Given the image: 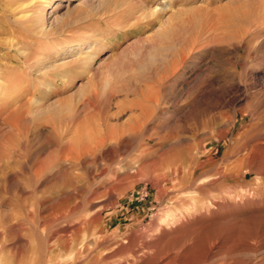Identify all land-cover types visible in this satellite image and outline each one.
<instances>
[{
  "label": "rangeland",
  "instance_id": "obj_1",
  "mask_svg": "<svg viewBox=\"0 0 264 264\" xmlns=\"http://www.w3.org/2000/svg\"><path fill=\"white\" fill-rule=\"evenodd\" d=\"M262 2L0 0V264H264Z\"/></svg>",
  "mask_w": 264,
  "mask_h": 264
},
{
  "label": "bare ground",
  "instance_id": "obj_2",
  "mask_svg": "<svg viewBox=\"0 0 264 264\" xmlns=\"http://www.w3.org/2000/svg\"><path fill=\"white\" fill-rule=\"evenodd\" d=\"M33 1V0H32ZM35 1V0H34ZM38 1V0H37ZM264 3L262 2V5H263ZM262 11H263V9H262ZM49 33L50 32H48V33H45V36H48L49 35ZM193 48V47H192ZM192 51V50H191ZM41 52V51H40ZM38 53V52H37ZM41 54V53H40ZM177 54H179V56L181 57V59H185V50L183 49V48H181L180 49V51L177 53ZM188 54H190V53H188ZM37 56V55H36ZM166 63V62H165ZM32 64V63H31ZM30 64V65H31ZM25 65H26V63H25ZM25 65H24V67H25ZM172 66H173V64H172ZM172 66L170 67V69L172 68ZM6 68V67H5ZM26 68V67H25ZM172 70V69H171ZM166 71V70H165ZM160 72V71H159ZM158 72V73H159ZM171 74V73H170ZM24 75V74H23ZM153 77V76H152ZM155 80V79H154ZM117 86V85H116ZM115 86V87H116ZM154 87H152V89H153ZM229 88V87H228ZM228 88H227V86L226 85H224V86H221L219 89H216V90H218L219 92H221L222 94H224L225 95V93H227L228 92ZM115 89H117V88H115ZM157 97V96H156ZM155 98V97H154ZM151 100H153V97L152 98H150ZM155 100V99H154ZM89 119V118H88ZM87 120V119H86ZM93 120V119H92ZM232 120V119H231ZM90 121V120H89ZM233 121V120H232ZM94 122V121H93ZM87 127V126H86ZM229 127H230V125H229ZM98 128V127H97ZM219 128H220V126H219ZM97 130V129H96ZM223 132V131H222ZM259 135V134H258ZM256 136V135H255ZM255 136H253L254 138H256ZM263 136V134L262 135H260V137H258L259 139H257V142H256V146H254L255 148H256V151L258 152V155L256 156V157H254V159H252V160H250L249 159V155L250 154H247V155H245V161L247 160L248 161V165H246L245 166V169H244V171H243V174H242V177L243 178H246L247 177V175H249V174H256V175H262V174H264V137H262ZM96 139V138H95ZM98 139H100V138H98ZM101 140H104L103 138H101ZM100 140V141H101ZM197 140V139H196ZM245 140V139H244ZM254 140H256V139H254ZM99 141V142H100ZM249 142H251L250 140L247 142V144L249 143ZM252 143V142H251ZM251 145V144H250ZM69 148V147H68ZM245 148V147H244ZM65 150L63 151V155L65 156V155H67L66 154V152H67V148L65 147L64 148ZM70 149V148H69ZM143 149V148H142ZM247 149V148H246ZM144 150V149H143ZM66 151V152H65ZM68 152H69V150H68ZM246 153V152H245ZM146 154V153H145ZM141 156V155H140ZM199 157V156H198ZM197 159V158H196ZM202 166V165H201ZM201 166H199V167H201ZM195 168V167H194ZM233 171H235V170H233ZM221 176H222V174H221ZM228 176V175H227ZM193 181V180H192ZM183 192V191H182ZM191 194V193H190ZM193 194V193H192ZM246 201V200H245ZM168 212V211H167ZM173 212V211H172ZM217 212V211H216ZM166 215V214H165ZM168 215V214H167ZM210 216V215H209ZM162 218V217H161ZM172 218V217H171ZM162 219H164V217L162 218ZM167 219H169V218H167ZM180 219H182L181 218V216L179 217V218H175V219H171V222L174 224L176 221H178V220H180ZM185 222V221H184ZM183 225V224H182ZM152 226V225H151ZM150 226V227H151ZM165 226V225H164ZM154 227H156V226H154ZM153 227V228H154ZM181 227V226H180ZM152 228V227H151ZM165 228V227H164ZM173 228V227H172ZM178 229V228H177ZM148 230H149V228H148ZM147 231V230H146ZM145 231V232H146ZM153 231V230H152ZM162 231V230H161ZM179 231V230H178ZM148 232V231H147ZM154 232V231H153ZM152 232V233H153ZM158 232H159V229H158ZM157 232V233H158ZM165 232H166V230H163V232L161 233V236L163 235V234H165ZM170 232V231H169ZM157 233H154V235L155 234H157ZM172 233V232H171ZM178 233H180V232H178ZM91 234V233H90ZM146 234V233H145ZM144 234V235H145ZM149 234V233H148ZM148 234L147 235H145V236H148ZM159 234V233H158ZM184 234V233H183ZM143 235V234H142ZM160 235V234H159ZM174 235V234H173ZM70 236V235H69ZM92 236H94V233H93V235ZM91 236V237H92ZM168 236H171V235H168ZM140 237V236H139ZM152 237V236H151ZM163 237V236H162ZM166 237V236H165ZM77 238V237H76ZM145 238V237H144ZM154 238V237H153ZM147 239V237L145 238V240ZM151 239V238H150ZM150 239H149V241H150ZM160 239V238H159ZM168 239V238H167ZM180 238H176V239H173V240H171L170 242H168V245H167V248L164 250H162V249H158L157 248V246H156V243L153 241V242H147L148 243V245L146 246V248L148 249L149 248V252L150 253H152V252H155V256H157V262L155 263L154 261H153V263H155V264H172L173 263V261L175 260L174 259V257H172V255L171 254H178V253H180L181 251H182V249H184L183 247L187 244V242L188 241H190V239L188 238V239H184V238H182L183 240L181 241V239L179 240ZM144 240V239H143ZM142 240V241H143ZM162 240V239H161ZM166 240V239H165ZM140 241H141V238H140ZM147 241V240H146ZM158 242H159V240H157ZM84 242V241H83ZM141 243V242H140ZM163 243V242H162ZM84 244V243H83ZM142 244V243H141ZM140 244V245H141ZM212 244V243H211ZM81 245V244H80ZM144 245H146V242H145V244ZM79 246V245H78ZM82 246H84V245H82ZM86 246V245H85ZM160 246V245H159ZM162 246V245H161ZM187 246V245H186ZM87 248V247H86ZM85 248V249H86ZM165 248V247H164ZM78 249V248H77ZM79 249H80V246H79ZM78 249V250H79ZM84 249V250H85ZM139 249V248H138ZM141 249V248H140ZM77 250V251H78ZM137 250V249H136ZM76 251V250H75ZM135 252V251H134ZM137 252V251H136ZM142 252V251H141ZM140 252V253H141ZM143 252H144V250H143ZM147 253V252H146ZM138 255V254H137ZM136 255V256H137ZM140 255H144V254H140ZM152 255V254H151ZM208 256V255H207ZM127 257V256H126ZM164 257H166L164 260H163V258ZM141 258V257H140ZM144 258V257H143ZM179 258V257H178ZM134 258H132L131 260H133ZM142 259V258H141ZM95 260V259H94ZM119 260V259H118ZM136 260H138V258L136 259ZM112 261H114V260H112ZM129 261V260H128ZM141 261V260H140ZM204 261H206V259H201V260H196L193 264H200L201 262H204ZM135 262V261H134ZM134 262H132V263H134ZM116 263V262H115ZM131 263V264H132ZM129 264V263H128Z\"/></svg>",
  "mask_w": 264,
  "mask_h": 264
}]
</instances>
